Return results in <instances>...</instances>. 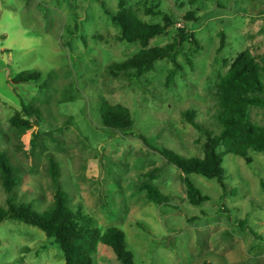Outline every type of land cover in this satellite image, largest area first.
I'll return each mask as SVG.
<instances>
[{
  "label": "rangeland",
  "instance_id": "rangeland-1",
  "mask_svg": "<svg viewBox=\"0 0 264 264\" xmlns=\"http://www.w3.org/2000/svg\"><path fill=\"white\" fill-rule=\"evenodd\" d=\"M146 24H163L161 11L174 24L150 41V47L171 43L186 29L197 47L180 44L182 66L173 84L165 83L168 60L134 82L128 73L109 69L132 58L137 43L117 41L120 34L104 14L118 10L119 0H0V149L21 171L14 191L17 203L33 210L51 205L53 186L46 157L59 166V184L69 206L91 217L102 232L115 227L125 234L134 264H264V154L223 156L226 184L236 194L224 196L214 180L191 175L207 201H187L181 173L138 137L105 129L103 102L130 112L133 132L155 148L184 157H202L204 135L184 118L217 134L215 88L239 54H264V0H122ZM190 16L191 21H184ZM221 40L223 45L220 47ZM190 61L189 64L187 61ZM35 70V83L15 77ZM31 104L41 113L38 126L21 134L8 120ZM253 123L264 126V109L250 111ZM32 120V119H29ZM34 133L38 135L34 138ZM222 151V149H219ZM149 176L169 198L156 205L144 198L140 185ZM0 185V206H5ZM63 264L51 239L32 226L6 220L0 224V264ZM92 264H119L112 251L98 245Z\"/></svg>",
  "mask_w": 264,
  "mask_h": 264
},
{
  "label": "trees",
  "instance_id": "trees-1",
  "mask_svg": "<svg viewBox=\"0 0 264 264\" xmlns=\"http://www.w3.org/2000/svg\"><path fill=\"white\" fill-rule=\"evenodd\" d=\"M102 9L111 23L120 30L115 39L137 43L140 47L132 58L114 64L109 73L112 76L128 73V77L136 82L152 72L156 62L168 60L171 68L167 71L165 83L167 86L173 84L176 75L183 70L177 61L180 44L188 41L192 49H195L197 42L194 34L186 29H179L177 37L171 43L150 47L153 38L163 34L174 24L165 13L147 9V16H161L163 20V24L150 25L142 22L134 11L125 8L122 0H119L116 12L109 11L104 6ZM191 19L190 16L184 17L186 22ZM222 45L221 40L220 47ZM187 62L191 64L189 60ZM39 78L40 74L35 70L22 71L16 75L15 81L35 83ZM215 102L217 112L213 118L218 129L217 134L198 125L194 121V111L189 110L183 114L186 121L204 135L202 157H184L167 148L152 147L144 136L133 132V119L128 109L122 105L103 102L99 111L101 124L105 129L122 132L124 136L138 137L148 148L158 152L169 165L177 169L181 173L187 201L197 206L207 201V198L196 187L191 175L216 181L224 196L235 195V190L229 189L225 182L223 156L235 155L249 166L251 152L264 154V126L253 123L250 118L251 109H264V54L258 58L248 51L239 54L216 85ZM41 121V113L37 107L21 104V110L10 117L8 123L18 133L23 134L33 126H38ZM37 135L38 133H34V138ZM0 139H4L1 130ZM46 166L53 186V200L45 210L35 211L31 202H16L14 191L22 182L21 171L12 164L8 154L0 149V185L6 195L5 206H0V224L10 220L37 228L59 248L64 258L63 264H92V255L99 244L108 247L119 264H134L133 254L127 249L124 232L115 227L102 232L94 225L91 217L80 210H73L69 206L68 193L59 184V166L51 155L46 157ZM154 179L155 177L149 176L140 185L144 198L156 205L167 204L169 198L153 183ZM259 185L264 190V182L259 181ZM247 231L253 240L264 241L252 230Z\"/></svg>",
  "mask_w": 264,
  "mask_h": 264
}]
</instances>
